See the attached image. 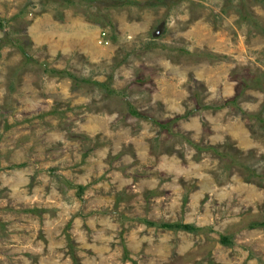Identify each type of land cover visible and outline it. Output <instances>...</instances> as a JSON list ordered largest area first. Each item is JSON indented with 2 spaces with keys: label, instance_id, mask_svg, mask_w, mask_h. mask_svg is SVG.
<instances>
[{
  "label": "rangeland",
  "instance_id": "obj_1",
  "mask_svg": "<svg viewBox=\"0 0 264 264\" xmlns=\"http://www.w3.org/2000/svg\"><path fill=\"white\" fill-rule=\"evenodd\" d=\"M259 120L264 0H0V264H264Z\"/></svg>",
  "mask_w": 264,
  "mask_h": 264
},
{
  "label": "trees",
  "instance_id": "obj_2",
  "mask_svg": "<svg viewBox=\"0 0 264 264\" xmlns=\"http://www.w3.org/2000/svg\"><path fill=\"white\" fill-rule=\"evenodd\" d=\"M67 4H70V2H66ZM128 5H136L135 3H130V4H128ZM18 48H19V50H20V52L23 54V55H25L26 56V53H25V50H24V48L22 47V46H18ZM53 75H55V76H60V75H63L64 73H65V76L66 77H68V78H70V79H73L75 82H79V84H80V82L81 81H79L75 76H73L72 74H69V73H66V72H60V71H57V70H52V71H50ZM85 82H88V81H85ZM92 85L93 86H96V88H99V89H102L103 91H107V93H112V91H110V86L111 85H109V84H107L106 82L105 83H100V82H93L92 83ZM109 91V92H108ZM237 98H234L232 101H229V102H227L224 106H220V108H214V109H222V108H224V107H226V106H231V105H236L237 104ZM209 108H213V107H209ZM130 112H131V114L134 116V117H136V118H140L141 117V115L136 111V110H134V109H130ZM185 116H190V115H185ZM259 122L260 123H264V120H259ZM159 126L161 127V129L162 130H164V131H167V132H169L170 131V127H169V124L167 123V124H159ZM201 150V149H200ZM214 150V152L216 153V154H220L219 153V151L218 150H215V149H213ZM221 155V154H220ZM78 189L80 190V191H84V187H82V186H79L78 187ZM161 228H163V229H166V230H184V231H187V232H192V231H196L197 230V228L195 227V226H193V225H189V224H163V225H161ZM254 228H262V229H264V223H259V224H256L255 226H254ZM69 240H70V238H68ZM222 243L224 244V245H229L230 244V240H229V238H226V237H223L222 238Z\"/></svg>",
  "mask_w": 264,
  "mask_h": 264
}]
</instances>
